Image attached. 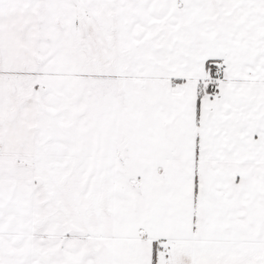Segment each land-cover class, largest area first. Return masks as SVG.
I'll return each instance as SVG.
<instances>
[{
    "label": "snow or ice",
    "instance_id": "snow-or-ice-1",
    "mask_svg": "<svg viewBox=\"0 0 264 264\" xmlns=\"http://www.w3.org/2000/svg\"><path fill=\"white\" fill-rule=\"evenodd\" d=\"M0 264H264V0H0Z\"/></svg>",
    "mask_w": 264,
    "mask_h": 264
}]
</instances>
